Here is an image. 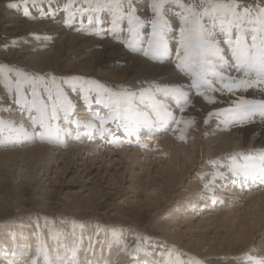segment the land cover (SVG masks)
<instances>
[{
	"label": "rangeland",
	"instance_id": "374dc122",
	"mask_svg": "<svg viewBox=\"0 0 264 264\" xmlns=\"http://www.w3.org/2000/svg\"><path fill=\"white\" fill-rule=\"evenodd\" d=\"M241 2L253 4L257 0ZM152 4L153 0H0V154L26 149L38 140V145L48 148L45 157L37 161L25 151L22 158L12 157L0 165V264H32L33 260L37 264H56L71 253L73 263L60 264H163L166 258L169 264H188L195 259L203 264H225V260L226 264H249L248 257L256 264L264 260V181L247 184L240 178V182L229 184L233 175L228 174L215 182L212 193L219 192L217 197L201 185L205 181L201 180L202 174L209 171L207 164L213 161L205 151L209 142L220 144L221 140L230 146L229 155L217 156L219 167L228 163L231 154L256 155L264 150V146H254L253 134L245 139L236 132L229 138L227 129L200 128L199 134L186 133L185 139L179 140L178 129L183 124L169 121L161 127L162 110L154 108V116H145L134 112L130 102V115L151 127L135 131L133 122V127L126 122L118 126L109 119L108 101L113 93L141 95L143 90L153 91L156 85L143 77L102 74L103 61L107 60L103 46L107 39L112 40L106 38L105 30L110 24L114 28L113 23L134 26L129 24L132 12L142 22L138 29H151L153 33L151 25L156 17ZM166 5L162 19L169 22L164 36L172 33L177 39L171 44L177 53L180 9L170 2ZM207 27L220 50L232 52L225 43L228 36L219 26L213 29L209 20ZM124 39L116 45L129 44ZM246 39L250 45L251 35ZM142 57L152 63L146 55ZM86 61L92 64L87 62L85 66ZM187 74L191 83V72ZM74 76L95 84L65 82ZM77 89L83 91L84 103L89 91L96 92L100 101L72 103L70 94ZM150 91L143 95L148 102ZM246 92L245 99H264V91ZM214 95L215 104L200 97L202 106L196 101L191 108H228L242 97L237 93L232 97L227 93ZM90 111L100 112L95 115L99 121H106L104 127L109 134H95ZM16 113L22 116L18 119ZM200 113L202 109L195 112L197 117ZM216 116L225 127L222 120L227 116ZM196 122L190 126L194 128ZM34 132H44L45 138L33 137ZM153 133L161 135L160 140L166 143L141 140V136ZM169 152L174 159L168 157ZM185 164L190 168L184 170ZM173 171L176 176L171 174ZM248 226H252L250 231ZM243 228L248 237L243 249L237 250L242 246L238 239ZM4 243L9 245L8 250ZM138 247L143 250L137 251ZM255 250L262 254H254Z\"/></svg>",
	"mask_w": 264,
	"mask_h": 264
},
{
	"label": "snow or ice",
	"instance_id": "6c2138e0",
	"mask_svg": "<svg viewBox=\"0 0 264 264\" xmlns=\"http://www.w3.org/2000/svg\"><path fill=\"white\" fill-rule=\"evenodd\" d=\"M169 2L180 9V12L177 13L181 20L180 47L176 53L178 66L187 68L191 72L190 87L199 90L196 92L197 96L202 97L209 104H215V93L235 95L238 92H246L251 89L264 91V0H257L253 4H244L241 0H199V3L196 0H153L152 11L156 19L152 21L153 33L149 46L154 59H163L168 55V47L164 40V32L168 27V22L162 19V10ZM209 20L213 29L218 25L220 30L228 36L225 43L231 46L233 56L237 61L236 70L243 72V77L230 74L226 76L222 71H214L215 65H212L213 71L209 72V57L219 56L221 51L207 27ZM140 23L139 18L129 12V24L139 26ZM131 30L134 31L135 27ZM233 35H235V40L232 39ZM248 35H251L250 45L246 39ZM181 51L183 55H181ZM220 61L221 67L227 63L222 56H220ZM65 82L81 85L95 84V81L76 76ZM144 91L141 92V96L144 95ZM154 91L170 93L176 97L178 102L188 104L189 96L179 86L172 88L157 87ZM135 95L136 93L128 91L113 93L108 102L109 119L116 122L118 126L124 122L132 123L134 117L130 115L126 106L129 104L130 98ZM231 105L228 108L217 109L216 112H209L204 123L207 124L208 118L217 114L230 117L229 123L248 120L257 113L264 117V99L249 100L241 97L239 100H233ZM156 107L159 109L161 106ZM179 111L184 113L185 109L180 108ZM169 121L175 122L178 126L184 125L183 128L178 129L181 133L179 136L181 140L185 139L184 133L195 122L194 119L187 120L183 116L177 118L173 113L164 109L160 114L159 124L161 127H165ZM105 123L106 121H101L102 135L109 134V129L104 127ZM40 126L44 127L42 122ZM144 126L151 127V125L142 124L138 119L135 120L134 128L136 131ZM131 133L132 130L130 129L129 134ZM44 135V132L33 133V137L44 138ZM227 159L229 162L219 165V167H217V160L210 161L213 170L211 173L205 174V176L210 177L205 179L203 184V189L206 192H214L216 180L223 179L228 174L243 180L264 181V150L259 151L256 155L235 153ZM220 168H226L227 173L221 171ZM142 250V248H137V251ZM248 259L249 264H256L253 258L248 257ZM32 264H37V262L33 260ZM188 264H203V262L195 259L189 260ZM259 264H264V260H261Z\"/></svg>",
	"mask_w": 264,
	"mask_h": 264
},
{
	"label": "bare ground",
	"instance_id": "6f19581e",
	"mask_svg": "<svg viewBox=\"0 0 264 264\" xmlns=\"http://www.w3.org/2000/svg\"><path fill=\"white\" fill-rule=\"evenodd\" d=\"M135 1V0H133ZM140 3V2H138ZM134 4V2H133ZM127 5V4H126ZM135 5V4H134ZM138 5V4H137ZM167 6V5H166ZM125 7V6H124ZM164 11V10H163ZM165 12V11H164ZM169 13V12H168ZM144 18V17H143ZM108 20V19H106ZM165 20V19H164ZM109 21V20H108ZM112 21V20H111ZM141 21V20H140ZM106 22V21H105ZM169 22V21H168ZM109 23V22H108ZM121 23V22H120ZM142 23V22H141ZM110 24V23H109ZM114 24V23H113ZM112 24V25H113ZM173 24V23H172ZM171 24V25H172ZM108 25V24H107ZM96 26V25H95ZM111 26V24L109 25ZM107 27L106 30H105V34H106V38H110L112 40H108L107 39V42L104 43V46H103V49L104 51L106 52V58L107 60L106 61H103V62H106L103 64V70H102V74L104 73H114V74H121L122 77H128V76H131L132 78L133 77H143L145 78L146 80H150V81H153L155 83V88L159 87V88H172V87H181L182 90L184 92H186L189 96V101H188V104L185 105L183 102H178L176 97L172 94H165L163 91L161 92H156L154 91L155 88H153V91H150L149 92V98L151 99L149 102H148V99H145L143 96H141L140 94H136L135 96H132L133 98L130 100V104L134 110V112H141L142 114H144L145 116H154V108L157 109L158 111L159 110H164V109H167L168 112H171L173 113L177 118L183 116L184 119H187V120H191V119H194V121L197 119V125H195L194 128H192V126H189L186 133H193V134H199L198 131L200 130V128H208V129H211L212 130H217V128H224V129H227L229 130L228 132L230 133H227L230 138L231 134L238 132L240 134L243 135V137L245 139H247V135L248 134H253V137L255 138L253 141H254V146H264V117H262L261 115L259 116H252L250 119L248 120H245V121H235V122H231L229 123L228 121L230 120V117L227 116L226 119H223L222 120V124L225 126V127H221V125L218 123L217 119H218V116L216 115H213L212 117L208 118V123L205 124L204 123V120L205 118L207 117V114L209 112H216L217 109H222V108H206L207 105L204 107V108H200L202 106L199 105L200 103V97H197L195 96V92L197 91L196 89L194 88H191L190 85V81L187 77V73H188V70L187 68H181L178 66V61H177V55H176V49L174 47L171 46L172 42L173 41H176L174 40L175 37L172 38V33H168V35H165L164 36V40H165V43L167 44V47H168V55L166 57H164L163 59H154L153 56H152V52H151V49H150V46H149V41L152 37V32H151V29H147V28H139V26H116L114 28L112 27ZM152 26V25H151ZM133 27H135V30H131ZM105 29V28H104ZM103 30V29H102ZM104 31V30H103ZM213 31V30H212ZM216 32V30H215ZM178 35V34H177ZM217 35V34H216ZM213 36V35H212ZM68 37V35H67ZM104 37V38H105ZM70 38V37H69ZM75 38V37H74ZM123 38H125L124 40H129V44L126 42L124 43V45H120V46H117L116 44H118L117 42H119L120 40H122ZM180 38V37H179ZM66 39V38H65ZM68 39V38H67ZM81 39V38H80ZM87 39V38H86ZM63 42L64 39H61ZM65 41V40H64ZM71 41V39H70ZM69 41V42H70ZM88 42V41H87ZM120 44V43H119ZM66 45V44H65ZM63 46V44H62ZM142 47L141 49H138ZM88 49V48H87ZM87 52V51H86ZM88 53V52H87ZM146 55L147 58H149V60L151 59L152 60V63H149L147 62L146 60H144V58L142 56ZM16 56V55H15ZM88 56V55H87ZM95 57H98V58H103L100 56V54H96L94 55ZM220 56H222L224 58V61H226L227 63L221 67V61H220ZM19 58V57H18ZM83 58V57H81ZM80 58V59H81ZM96 58L95 62L97 63V59ZM143 58V59H142ZM89 60V59H87ZM100 60V59H99ZM98 60V61H99ZM84 62V61H82ZM88 61H86L85 66L87 64ZM237 61H236V58L233 56V52H230L229 50H225L224 48L221 49L220 51V54L219 56H211L209 57V72H212L213 71V68H212V65H215V69L214 71H217V72H223L224 75H232V76H240V77H243L244 74H241L239 73L237 70H236V65ZM88 64H92L90 61L88 62ZM102 66V65H101ZM129 68V69H127ZM135 79V78H134ZM139 80V79H138ZM141 80V79H140ZM132 81V80H131ZM134 81V80H133ZM125 82V81H124ZM134 83V82H133ZM148 83V81H147ZM151 83V82H150ZM137 85V84H136ZM148 85V84H147ZM146 85V86H147ZM152 85V84H151ZM150 85V87H151ZM139 89V88H138ZM152 89V88H150ZM148 90V89H147ZM256 90V89H255ZM139 91V90H138ZM144 91V90H143ZM256 92V91H255ZM141 93V92H140ZM249 93V92H248ZM247 92L245 91H241V92H238L237 95L239 97H244V96H247L248 95ZM219 94V97H220V93H217ZM264 94V93H263ZM148 95V94H147ZM255 95V94H254ZM217 96V95H216ZM224 96V95H222ZM229 96V94H228ZM231 96V95H230ZM233 96V95H232ZM231 96V97H232ZM236 96V95H235ZM253 96V95H252ZM70 97H71V102L72 103H76L78 102L79 104H90V103H94L96 104V102L98 103V100L100 101L99 97L97 96L96 92L94 91H89V93L86 95L87 99H85V102L84 103L83 99H84V93L83 91L81 90H75L73 93L70 94ZM148 97V96H147ZM217 98V97H216ZM227 98V97H226ZM224 98V101L225 99ZM229 98V97H228ZM202 99V97H201ZM236 99V98H235ZM218 100V99H217ZM222 100V98H221ZM227 100V99H226ZM229 100V99H228ZM239 100V99H237ZM196 101L197 104L200 106L199 108H191L194 103L196 104ZM203 101V99H202ZM109 102V101H108ZM220 102V101H219ZM218 102V104H220ZM34 103V102H32ZM37 103V102H36ZM227 103V102H226ZM223 103L224 105H229V103ZM23 104V103H22ZM21 104V105H22ZM26 104V103H25ZM206 104V103H204ZM221 104V105H222ZM20 105V106H21ZM129 105V104H128ZM197 105V106H198ZM223 105V106H224ZM19 106V107H20ZM94 106V105H93ZM102 106V105H101ZM156 106H161L159 109L156 107ZM32 107V106H31ZM45 107V106H44ZM95 107V106H94ZM93 107V108H94ZM127 107V106H126ZM216 107V106H215ZM225 107V106H224ZM229 107V106H228ZM29 108V107H28ZM51 108V107H50ZM106 108V107H105ZM180 108H184L185 109V112L184 113H181L179 111ZM36 109V107H35ZM198 109H202L203 110V114L199 115V117H197V115L195 114L196 110ZM13 111L11 112H16V110L12 109ZM83 111H86L84 108H82ZM129 110V108H128ZM19 111V110H18ZM26 111V110H25ZM107 111V110H106ZM20 112V111H19ZM92 112V111H90ZM198 112V111H197ZM93 114V122L91 127H93L94 130H96L95 134L97 133H100L101 132V121L98 120V117L95 115V114H99L100 112H92ZM53 114V113H52ZM79 114H83V113H79ZM15 115V114H13ZM16 117H20L21 113H16ZM22 116V115H21ZM60 117L63 118V115L62 113L59 115ZM95 116V117H94ZM105 116V115H103ZM225 116V115H224ZM87 118L89 119L90 116H87ZM149 118V117H148ZM19 119V118H18ZM21 119V118H20ZM32 120V119H30ZM108 120V118H107ZM135 120H133V124L135 123ZM111 121V120H110ZM113 122V121H111ZM116 123V122H115ZM127 124H129V126L133 127L131 123L129 122H126ZM195 123V124H196ZM202 126V127H201ZM88 129L90 130L89 126H87ZM184 127L181 126V128ZM134 128V127H133ZM153 130H157V128L153 129ZM92 131V130H90ZM136 131V130H135ZM146 131V130H144ZM176 131H178L176 129ZM87 132V131H86ZM200 132V131H199ZM93 133V132H92ZM136 133V132H135ZM177 133V132H176ZM180 133V132H179ZM178 133V134H179ZM184 133V134H186ZM208 133V131H207ZM214 133V132H213ZM177 136H180L178 135ZM181 134V133H180ZM191 134H189L191 136ZM211 134V133H210ZM48 135H51L52 136V133H48ZM135 135V134H134ZM137 135V134H136ZM163 135V134H162ZM176 136V134H174ZM17 136V135H16ZM51 136H49L51 138ZM87 136H92L93 135H87ZM163 137V136H162ZM166 137V136H165ZM163 137V138H165ZM168 137V136H167ZM172 137V135H171ZM45 138V137H44ZM119 138V136H118ZM141 140H143V142L145 143H149L151 141H156V143L158 141H163L164 139L160 140L161 139V135L159 134H147V135H144V136H141ZM173 138V137H172ZM179 138V137H178ZM24 139V138H23ZM120 139V138H119ZM123 139V138H122ZM121 139V141H122ZM52 140V139H51ZM90 140V138L88 139ZM128 140V139H127ZM166 140V139H165ZM169 140V139H168ZM171 140V143L172 142V139ZM180 140V138H179ZM229 140V139H228ZM252 140V139H251ZM39 141V140H38ZM37 141V142H38ZM42 141V140H41ZM44 141V140H43ZM113 141V140H112ZM176 141V139H175ZM32 142H34V140H32ZM35 142V145H32V146H29L28 148L26 149H23V150H17V149H14L13 151H8V152H5L4 154H0V165H3L5 162L9 161V160H12V157H17L19 156L20 158L23 157V153L25 151H28L30 154H28V157L30 159H42L43 157H45V154H46V151L48 150V148L44 145H38L40 144L39 142L37 143ZM87 142V141H86ZM164 142V141H163ZM177 142V141H176ZM29 143V142H27ZM37 143V144H36ZM44 143V142H42ZM159 143V142H158ZM161 143V142H160ZM166 143V142H164ZM162 143V144H164ZM175 143V142H174ZM178 143V142H177ZM208 143V142H207ZM22 144V143H21ZM161 144V145H162ZM170 144V143H168ZM215 144V145H214ZM51 145V144H50ZM53 145V144H52ZM175 145V144H174ZM157 146V144H156ZM160 146V145H158ZM184 146V145H183ZM182 146V148H183ZM240 147V146H238ZM19 148V147H18ZM152 148V147H151ZM181 148V147H179ZM181 148V150H182ZM145 148H142V149H138V151L140 152L141 150H144ZM184 149V148H183ZM228 149H229V152H228ZM237 149V148H236ZM180 150V151H181ZM119 151H123L122 148L119 149ZM207 155H211L213 158H211L212 160H214V157H216L215 160H217V156H223L224 155H229L230 154V146L228 147V142H221L220 140V144H216V142H209L208 143V148L207 150H205ZM27 152V153H28ZM137 152V151H136ZM168 152V151H167ZM3 153V152H2ZM26 153V154H27ZM123 153V152H122ZM176 153V152H175ZM25 154V153H24ZM138 154V153H137ZM32 157V158H31ZM168 157H170L171 159H174V156L171 152L168 153ZM15 159V158H14ZM13 159V161L15 162V160ZM223 159V158H222ZM17 160V159H16ZM21 160V159H20ZM23 160V159H22ZM226 160V159H224ZM223 160V161H224ZM19 161V159H18ZM26 161V159H25ZM32 161V160H31ZM34 161V160H33ZM37 161V160H36ZM35 161V162H36ZM211 161V160H210ZM227 161V160H226ZM219 162V161H218ZM225 162V161H224ZM223 162V163H224ZM229 162V161H227ZM188 165V166H187ZM207 168L209 169L207 173H210V171L213 170V165L211 163L207 164ZM190 166L189 164H185L184 166V170L185 169H189ZM169 171H171V167L168 168ZM224 171V169H223ZM171 174H173L174 176L177 175V173H175V171H173ZM183 174V171H179V175L182 176ZM202 177H204V179H202ZM202 177H201V180H205V179H208V176H205L204 174H202ZM239 177H230V181H227L229 184L234 182V184L236 182H240V178L239 180H237ZM200 180V181H201ZM219 180V179H217ZM217 180H216V183H217ZM248 184L249 181L250 183L252 184H255L256 182L259 183V182H263L262 180H256V181H252V180H242V182H245ZM205 181L201 182V185L203 186ZM219 183V182H218ZM256 183V184H257ZM229 189V188H228ZM229 191V190H228ZM212 194H216V197L219 196V192H216V193H212ZM207 207V205H205ZM205 207V208H206ZM209 207V206H208ZM233 210V209H232ZM262 211V209H261ZM228 212V211H227ZM246 221L243 219V222ZM259 224V223H258ZM245 225V224H244ZM244 225L242 227H244ZM262 225V224H261ZM258 226V225H257ZM260 226V225H259ZM258 226V229H260ZM252 228V226H248L246 229H248V231H250V229ZM243 228L242 230V233L241 235L239 236V245L242 244V246H240L239 248H237V250H241L243 249V247L245 246V241L248 237V232L247 230ZM15 240V239H14ZM12 244H15V241L12 243ZM4 247L8 250L9 248V245L8 244H5L4 243ZM104 248V247H103ZM106 248V247H105ZM246 249V248H245ZM248 249V248H247ZM103 250V249H102ZM231 251V250H230ZM256 251V250H255ZM14 252V251H13ZM232 252V251H231ZM236 253V252H235ZM234 253V254H235ZM254 254H258V255H261L262 253H260L259 251H256V252H253ZM103 254V253H102ZM101 254V255H102ZM237 254V253H236ZM263 255H264V252H263ZM99 256V255H98ZM73 253L70 254V257L67 258V259H62V261H57L55 262L56 264H60V263H73ZM161 257V256H160ZM102 258V257H101ZM104 258V257H103ZM98 259V258H97ZM241 259V258H240ZM161 259L158 258V262H160ZM106 261V260H105ZM166 261H168V258L164 259L163 260V264L166 263ZM126 262V261H125ZM225 264H226V260L224 261ZM223 261H221V263H224ZM100 263V261L98 262ZM108 263V262H107ZM161 263H162V260H161ZM2 264H5L2 263ZM22 264V263H21ZM28 264V263H27ZM112 264V263H111ZM123 264V262H122ZM166 264H169V263H166ZM220 264V263H219ZM233 264V263H232Z\"/></svg>",
	"mask_w": 264,
	"mask_h": 264
}]
</instances>
